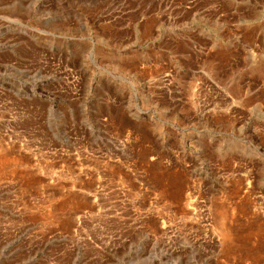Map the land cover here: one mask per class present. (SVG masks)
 I'll use <instances>...</instances> for the list:
<instances>
[{"label": "rangeland", "instance_id": "obj_1", "mask_svg": "<svg viewBox=\"0 0 264 264\" xmlns=\"http://www.w3.org/2000/svg\"><path fill=\"white\" fill-rule=\"evenodd\" d=\"M0 264H264V0H0Z\"/></svg>", "mask_w": 264, "mask_h": 264}]
</instances>
